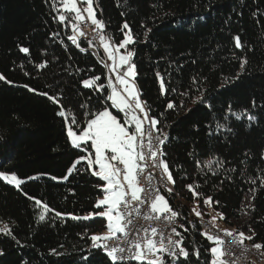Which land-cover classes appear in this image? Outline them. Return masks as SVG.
Instances as JSON below:
<instances>
[{
	"label": "trees",
	"instance_id": "1",
	"mask_svg": "<svg viewBox=\"0 0 264 264\" xmlns=\"http://www.w3.org/2000/svg\"><path fill=\"white\" fill-rule=\"evenodd\" d=\"M50 3L0 0V73L13 81L12 85L0 81V171H12L21 178L38 176L21 186L23 192L55 211L85 215L93 210L99 194L93 186L96 178L83 172L81 164V171L66 181L50 179L65 175L70 161L82 153L66 142L56 106L21 85L28 84L50 95L62 93L65 106L82 121L84 109L79 104L88 101L90 111H96L100 104L99 94L83 89L79 81L100 75L106 82L105 70L91 51L80 53L67 41L70 29L52 20L55 13ZM96 4L97 17L106 23L108 35L117 43L122 39L119 29L125 21L138 41L130 46L137 53V86L141 98L151 106V115L161 120V126L167 125L163 130L169 135L164 151L177 180V195L170 203L179 206L187 219L203 230L196 217L189 214V204H194L191 194L180 187L195 180L201 185L198 191L220 202L211 209L224 213L226 220L221 221L226 227L251 234L250 225L256 238L246 243L251 246L264 242V188L259 180L251 201L255 211L244 214L242 208L248 203V189L253 187L249 177H264V161L260 159L264 151V114L251 106L253 99L264 104V0H96ZM54 31L60 32L59 37L51 36ZM235 35L246 45L243 51L233 47ZM81 46L86 47V43L81 41ZM19 47H28L30 55L21 53ZM99 52L102 54V49ZM241 57L249 63L245 74L234 80ZM44 60L48 66L38 69L36 65ZM157 72L164 77L167 95L159 93ZM193 77L199 84H193ZM180 92L188 94L181 97ZM201 95L204 103L195 104L193 101ZM168 100L178 105L182 100L184 106L165 111ZM206 104H211V109ZM232 113L244 115L237 121ZM247 114L257 115L259 123L249 128ZM217 124H227L232 132L217 131ZM215 160H223L226 168L237 171L217 169L218 174L213 176L205 166ZM197 161L204 167L203 172L195 166ZM38 212L34 201L0 182V228L7 225L16 237L13 240L0 234V264H87L83 256H88L91 264H105V257L98 250L90 253V241L79 235L85 229L89 235L104 231L102 218L53 219L54 213H49L46 222L37 223ZM180 222L188 226L186 221ZM185 235L197 246L205 243L196 233ZM52 249L64 255H53ZM201 251L204 259L207 253Z\"/></svg>",
	"mask_w": 264,
	"mask_h": 264
},
{
	"label": "snow or ice",
	"instance_id": "2",
	"mask_svg": "<svg viewBox=\"0 0 264 264\" xmlns=\"http://www.w3.org/2000/svg\"><path fill=\"white\" fill-rule=\"evenodd\" d=\"M50 7L55 13L52 20L63 29H70V32H66L67 41H70L80 53H86L90 48L102 49V54L94 51L92 55L97 56L98 63L103 66L106 82H102L100 75H91L79 81L83 89H90L99 94L97 99L100 107L96 111H90L88 101L79 104L78 107L84 109V119L81 121L78 120L76 112L69 111L65 106L62 93L50 95L48 92H38L28 84L21 87L46 97L56 106L55 114L62 118L66 142L71 148L82 153L70 161L65 175L50 176V179L56 182L66 181L74 172L81 171L78 166L83 164L82 171L96 178L93 186L99 194L92 205V211L85 215H73L55 211L47 203L23 192L21 186L28 180L37 179L38 176L21 178L15 172L0 171V182L12 186L34 201L39 208L37 223L46 222L49 213H54L53 219L70 216L76 221H95L96 218H102L101 226L104 231L89 235L85 229V232L79 235L81 238L87 237L90 241V253L91 250H98L105 257V264H238L239 258L252 250L264 256L262 251L264 242L251 243L250 248L246 244L256 238L255 230L250 225L248 232L251 234H246L243 230H221L217 227V221L226 220L222 211H217L216 215L209 216L205 221L208 213L198 209L212 208L214 204L219 205L220 202L198 191L201 185L195 180L191 183H182L180 187L191 194L194 204L189 209V214L200 221L203 230H200L197 223L189 221L179 210V206L174 207L170 203V199L177 195L174 191L177 180L164 151V146L169 142V135L163 130L167 125L161 126V120L151 115V106L141 98L142 93L136 82L138 71L134 57L137 53L130 47L138 41L127 21L119 29L122 39L117 43L113 36L108 35L106 23L97 17L96 0H51ZM84 25H88L90 31L98 38V45L94 44L93 39H88L87 47L81 46V39L88 35ZM147 31L151 32V29ZM59 35V31L51 33L53 38ZM232 39L233 47L243 51L246 45L242 43L241 37L235 35ZM60 43L64 44V41L61 40ZM64 47L67 50L66 44ZM19 51L26 56L30 55L28 47H19ZM248 63L246 57L239 58V72L234 80H239L245 74ZM47 66V60L36 65L38 69H45ZM155 75L160 95H167L169 89L166 87L164 77L159 72ZM0 81L13 84V81L8 80L2 73ZM192 82L199 84L197 77H193ZM196 90L199 91V88ZM187 94L179 93L181 97ZM90 99L91 97L89 101ZM193 102L202 104L204 97L197 96ZM183 106L182 100L179 105L173 100H168L165 111L178 110V107ZM205 106L211 109V104ZM251 106L254 109H261V113L264 114V104H258L253 99ZM247 112L245 109V114ZM232 114L237 121L244 115ZM160 115L163 116L164 113ZM246 119L249 128L259 123V118L255 114H247ZM216 128L217 131L232 132V128L227 124H217ZM245 156L251 158L250 153H245ZM260 159L264 161V151L261 152ZM225 163L223 160L209 161L205 167L213 176L218 174L217 169H222L226 173L237 171L234 167L226 168ZM195 166L200 168L201 172L204 171L199 161ZM184 179L187 180L189 177L185 176ZM257 180L259 186L264 188V177H249L248 183L253 187L248 189L250 195L245 197L248 203L242 204L244 214H248L249 210L255 211L251 201L255 199ZM178 221H186L188 226ZM192 233L202 237L205 243L197 246L194 239L185 235ZM0 234L16 240L7 225L0 228ZM202 249L207 253L204 259L201 258ZM234 249H239V252ZM51 252L57 256L64 255L56 249H52ZM0 255H3L2 250ZM81 259L91 264L88 256Z\"/></svg>",
	"mask_w": 264,
	"mask_h": 264
},
{
	"label": "built area",
	"instance_id": "3",
	"mask_svg": "<svg viewBox=\"0 0 264 264\" xmlns=\"http://www.w3.org/2000/svg\"><path fill=\"white\" fill-rule=\"evenodd\" d=\"M84 30L88 33V35L85 38H82L81 41L86 43V47H87V40L88 39H93L94 44L98 45V43H99L98 42V38H96L94 36V34L90 31V29L88 28V25H84ZM88 51H91L93 53L94 51H101V49H99V48H90ZM178 223H181V222L178 221ZM114 242H118V241H114ZM234 251L239 252V249H234ZM238 264H244V256L239 258Z\"/></svg>",
	"mask_w": 264,
	"mask_h": 264
},
{
	"label": "bare ground",
	"instance_id": "4",
	"mask_svg": "<svg viewBox=\"0 0 264 264\" xmlns=\"http://www.w3.org/2000/svg\"><path fill=\"white\" fill-rule=\"evenodd\" d=\"M201 225V223H200ZM201 228L203 229V226L201 225ZM211 230V229H210ZM247 244V243H246ZM247 246L250 248L251 246L247 244ZM255 259V260H254ZM261 259V260H260ZM251 260H254L258 263L257 260H260L262 264H264V256L257 253L255 250L249 251L246 256H244V264H249Z\"/></svg>",
	"mask_w": 264,
	"mask_h": 264
},
{
	"label": "rangeland",
	"instance_id": "5",
	"mask_svg": "<svg viewBox=\"0 0 264 264\" xmlns=\"http://www.w3.org/2000/svg\"><path fill=\"white\" fill-rule=\"evenodd\" d=\"M190 205V208L193 206V204H189ZM198 210H200V209H198ZM206 212L208 213V216H205L206 218H204L205 219V221H207L208 219H209V216H213V215H216V213L211 209V208H207L206 209ZM199 223H200V221H199ZM217 227L219 228V229H221V230H224V229H231V228H229V227H226L224 224H223V222L221 221V220H218L217 221ZM255 260V259H254ZM254 260H251V262H252V264H255V262L256 261H254ZM261 260V259H260ZM260 260H257L258 261V263L256 262V264H262V262L260 261ZM264 262V261H263Z\"/></svg>",
	"mask_w": 264,
	"mask_h": 264
},
{
	"label": "crops",
	"instance_id": "6",
	"mask_svg": "<svg viewBox=\"0 0 264 264\" xmlns=\"http://www.w3.org/2000/svg\"><path fill=\"white\" fill-rule=\"evenodd\" d=\"M249 264H252V262H250ZM255 264H256V262H255Z\"/></svg>",
	"mask_w": 264,
	"mask_h": 264
}]
</instances>
